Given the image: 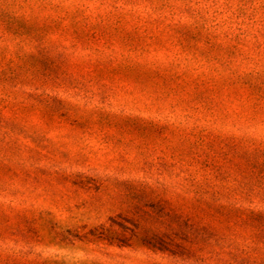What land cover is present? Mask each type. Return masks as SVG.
I'll return each mask as SVG.
<instances>
[{
  "label": "rangeland",
  "instance_id": "rangeland-1",
  "mask_svg": "<svg viewBox=\"0 0 264 264\" xmlns=\"http://www.w3.org/2000/svg\"><path fill=\"white\" fill-rule=\"evenodd\" d=\"M0 264H264V0H0Z\"/></svg>",
  "mask_w": 264,
  "mask_h": 264
}]
</instances>
